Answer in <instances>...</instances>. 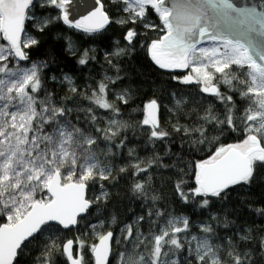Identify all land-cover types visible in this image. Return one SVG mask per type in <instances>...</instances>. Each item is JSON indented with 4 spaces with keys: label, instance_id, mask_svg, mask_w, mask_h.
I'll use <instances>...</instances> for the list:
<instances>
[{
    "label": "snow or ice",
    "instance_id": "6c2138e0",
    "mask_svg": "<svg viewBox=\"0 0 264 264\" xmlns=\"http://www.w3.org/2000/svg\"><path fill=\"white\" fill-rule=\"evenodd\" d=\"M122 2L126 5L122 11L129 15L126 20L116 21L119 24L140 22L144 28L155 29L158 26L148 23L146 17L154 13L159 18L163 35L151 41L147 48L158 68L190 69L189 74L173 79L185 85H199L201 93L227 106L223 119L209 108L203 120L220 125L221 131L227 128L243 134L240 142L219 146L208 159L196 164V187L191 192L201 198L202 207H207L208 198L226 197L230 187L251 181L257 163L264 166V11L237 7L232 0ZM69 3L70 0H0V40L7 42L6 46L0 45V217L7 221L0 224V264H19L17 256L22 255L33 240L41 239L53 227L57 233L73 228L93 203L108 195L101 191L96 200L86 198L90 182L97 183L103 190L105 185L100 182L112 178V168L101 159L98 139L110 140L122 125L112 120L106 129L95 128L99 136L78 127L68 118L73 111L71 107L54 101L50 93L44 92L43 98L37 95L43 87L39 72L44 65L32 64L27 69L8 67L12 61H26V49L39 43L30 36L22 39L26 23L35 21L33 26L43 31L52 22L36 17L33 14L36 6H54L62 11V16L53 19L62 18L64 24L89 34L112 22L102 11L100 0H96L95 10L73 23L65 7ZM137 35L135 28L129 27L124 39L131 45ZM209 43L211 47L206 46ZM123 51L119 49L117 54ZM79 63H88L86 52ZM64 79L70 91L77 93L71 78L65 76ZM222 87L236 93L242 102L241 108L237 109L233 95L222 91ZM117 98L125 104L128 102L126 95ZM89 99L99 108L119 112L108 101L104 83L98 85ZM176 103L179 105L181 101ZM146 107L151 119L143 123L151 124L152 138L163 140L169 133L160 129L156 115L160 106L153 99ZM86 111L91 112V107ZM90 119L94 122L96 117ZM174 130L181 131L179 127ZM196 131L204 137L207 129L202 126ZM133 168V175L137 176L148 171L139 162ZM119 171L123 173L127 169ZM182 185L183 179L179 178L175 187L187 203L189 196ZM132 190L141 195L146 193L140 181L132 185ZM147 215L152 217L153 213L150 211ZM155 215L163 216L164 220L158 230L150 228L147 237L138 229L134 233L133 225L122 230L124 239L132 242L133 248L143 245L146 254L133 253L125 257L122 253L121 264H181L176 253L185 248L184 241L188 238L181 234L190 231L189 220L168 217L161 212ZM144 219L138 217V222ZM115 222L113 217L112 223ZM201 230L206 234L213 232L210 225L202 226ZM113 237L112 231H106L98 237L99 243L90 247L95 264H108ZM247 239L240 237V240ZM191 241L196 244L194 248L190 245L189 254L194 252L199 264H223L207 236L199 240L191 236ZM74 243L81 253L85 241H58V236H49L44 241L40 264H55L57 251L66 254V261L71 264H83L82 255L73 258ZM225 255L230 258L227 264H246L250 259L246 253L237 252L235 246Z\"/></svg>",
    "mask_w": 264,
    "mask_h": 264
},
{
    "label": "trees",
    "instance_id": "16d2710c",
    "mask_svg": "<svg viewBox=\"0 0 264 264\" xmlns=\"http://www.w3.org/2000/svg\"><path fill=\"white\" fill-rule=\"evenodd\" d=\"M100 1L112 22L104 31L91 34L68 27L62 18L53 19L62 16V11L54 6H36L33 14L49 18L52 22L43 31L33 26L34 21L26 23V34L36 38L39 43L26 49L28 61H19V66L29 68L32 64L44 65L39 72L43 87L37 95L43 98L44 92L50 93L54 101L62 102L66 108L71 107L73 111L68 118L78 127L99 136L95 128H108V121L113 118L122 125L110 140L98 139L99 145L112 151L107 156L112 178L100 182L105 185L103 190L95 182H90L88 187L90 200H96L98 196L94 194L101 191H106L108 195L93 203L76 228L58 233L55 227L51 228L41 239L33 240L23 254L17 256V261L19 264H40L44 241L54 235L58 236V241H85L80 253L83 264H94L90 247L98 241L91 234L95 223L104 222V233L112 231L116 239L122 228L133 225L138 217L143 216L145 219L139 221L138 229L147 237L150 228L156 231L158 225L162 224L164 217L155 215L161 212L168 217H186L193 230H197L196 224L212 226L211 234L227 251L235 246L237 252L250 257L246 264H264V166L257 163L251 181L230 187L226 197L208 198L210 202L207 207H202L201 198L193 196L191 192L196 187V164L208 159L217 147L238 143L243 138L241 132L227 128L221 131L220 125L203 120L209 108L215 116L223 119L227 106L201 93L199 85H185L173 79L182 78L185 74L164 71L151 61L148 45L163 35L159 18L154 13H150L146 19L148 23L158 26L155 29L144 28L140 22L119 24L116 21L126 20L129 15L122 11L126 7L122 0ZM129 27L135 28L138 33L131 45L124 39ZM119 49L124 51L117 54ZM85 52L88 63L81 65L79 61ZM15 62L12 61L9 66H14ZM65 76L71 78L77 93L70 91ZM100 83L107 85V99L119 109L118 113L99 108L89 99ZM221 90L233 95L237 109L242 107L236 93L228 92L225 87ZM114 92L126 95L128 102L125 104L119 99L115 100ZM153 99L160 106V129L169 133L163 140L152 138L151 125L143 123L147 119L146 105ZM177 100L181 101L179 105ZM89 107L91 112L86 111ZM91 116L96 117L94 122ZM202 126L207 129L204 137L196 131ZM175 127L181 131H175ZM137 162L141 167H147V173L133 175V165ZM120 168L127 171L122 173ZM179 178L183 179L182 190L189 196L187 203L181 199L175 187ZM136 181L144 183L145 194L132 190ZM153 196L157 198L153 200ZM150 211L152 217L147 215ZM113 217L115 223H112ZM5 222L6 219L0 217V224ZM241 236L248 239L240 240ZM113 248L114 256L110 264H115L118 251ZM77 254L74 243V255ZM54 259L55 264H69L65 254L61 255L60 251L55 253ZM178 259L181 264L187 261L199 264L195 257L187 256L186 247L178 251ZM229 259L226 256L225 262Z\"/></svg>",
    "mask_w": 264,
    "mask_h": 264
},
{
    "label": "rangeland",
    "instance_id": "374dc122",
    "mask_svg": "<svg viewBox=\"0 0 264 264\" xmlns=\"http://www.w3.org/2000/svg\"><path fill=\"white\" fill-rule=\"evenodd\" d=\"M45 6H51V5H45ZM37 17V16H36ZM38 18H40V17H38ZM40 19H43V18H40ZM49 19V18H48ZM35 22V21H34ZM27 36H30V35H28V34H25V38L27 37ZM31 37V36H30ZM24 38V39H25ZM0 45H5L6 46V43L3 41V40H0ZM206 46H208V47H211L212 45L209 43V44H207ZM10 63H12V62H10ZM10 63H8V67L9 68H12V69H16V68H23V69H27L26 67H20L19 66V61H16L15 62V65L14 66H9L10 65ZM18 65V66H17ZM186 70V72L185 73H183V74H185V75H187V74H189L190 73V69H185ZM193 75H195L194 73H193ZM120 95H123V94H119V93H117V92H114V99L115 100H117L118 98V96H120ZM112 120H116L117 122H118V120L115 118H113ZM111 120V121H112ZM111 121H108V127L110 126V122ZM119 123V122H118ZM99 145V144H98ZM109 147H104V146H102L101 144L99 145V153L101 154V159L102 160H104V161H106L107 162V156H108V154L110 153V152H112L111 151V149H110V151H109ZM108 163V162H107ZM101 195V193H98V194H94V196H100ZM88 199H89V197H88ZM7 222V221H6ZM138 220L133 224L134 226H133V230H134V233L136 232V230L138 229ZM196 227H197V230H193V229H191L190 228V226H189V229H190V231L188 232V233H183V234H181V236L182 237H187L188 239L187 240H185L184 241V243H185V247H186V254H187V256L188 257H195V253L194 252H192V254L190 255L189 254V248H190V245H191V247H193L194 248V246H195V244H196V241H191V236H196L197 237V239L199 240V239H203V238H205L206 236H207V238L210 240V242L214 245V247H216V249H217V251H218V254L221 256V259H222V261H223V264H227V262H225V259H226V255H225V252L227 251L225 248H223L222 246H221V244H220V242L218 241V239L217 238H215L212 234H206V233H204L201 229H202V226H204V225H201V224H196L195 225ZM104 227H105V223L104 222H101V221H99V222H97V223H95L93 226H92V236L94 237V238H96L97 240H99L98 239V237L101 235V234H104ZM124 228H122L120 231H119V233H118V235H117V237H116V239H115V241H114V246L113 247H115V248H117L118 249V251H117V254H116V257H115V264H121V261H120V256H121V254L123 253L124 255H125V257H127L128 255H130V254H133V253H138V254H146V250L143 248V245H138L137 247H135V248H133L132 247V242H129V241H126L125 239H124V236L122 235V230H123ZM139 230V229H138ZM140 233V232H139ZM145 243H147V241H145ZM114 249V248H113ZM113 256H114V253H113ZM176 258L178 259V252L176 253Z\"/></svg>",
    "mask_w": 264,
    "mask_h": 264
},
{
    "label": "water",
    "instance_id": "95a60500",
    "mask_svg": "<svg viewBox=\"0 0 264 264\" xmlns=\"http://www.w3.org/2000/svg\"><path fill=\"white\" fill-rule=\"evenodd\" d=\"M232 2L237 7H240V8H249V9L250 8H255L258 12L259 11H264V0H232ZM100 4H102L101 1H100ZM97 6L98 5L96 4V0H70V3L68 5H66L65 7H66V9L68 11V15H69L70 21L74 23L76 21H79V20L83 19L91 11L95 10V8ZM102 11H104V8H102ZM109 25H110V23H108L103 29H101V30H99L98 32H95V33H99V32L104 31ZM67 26L70 27L69 25H67ZM74 29H76V28H74ZM77 30H80V29H77ZM80 31H82V30H80ZM25 34H26V25H25ZM25 34L22 35V39L25 38ZM4 42L7 44L6 41H4ZM26 61H28V60H26ZM162 70L169 71V72H176V73H185L186 72L185 69H174V70H165V69H162ZM156 115H157V119L159 120V126H160V122H161L160 121V107H159V111H158V113ZM147 119H151V117L149 115V110L148 109H147ZM86 198H88V189H87V192H86ZM92 207H93V205L90 207V209ZM86 214H82V216L79 218V220L82 217L86 216ZM77 225L74 226L71 229L76 228ZM71 229H63V230L64 231H69ZM114 241H115V234H114L113 241H112V244H111V250H110V253H109V256H108V264H110L111 259H112V256H113V245H114ZM98 243H99V240L97 241L96 244H98ZM72 251H73V258H78V256L81 255L80 253H78L77 256L74 255V246H73V250ZM65 256H66V254H65ZM92 257H93V263L95 264V259H94L93 254H92ZM68 263L71 264L70 261H68Z\"/></svg>",
    "mask_w": 264,
    "mask_h": 264
}]
</instances>
